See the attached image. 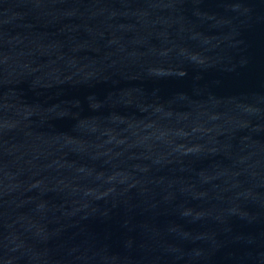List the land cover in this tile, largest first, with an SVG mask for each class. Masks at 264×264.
I'll return each mask as SVG.
<instances>
[{"label":"water","instance_id":"95a60500","mask_svg":"<svg viewBox=\"0 0 264 264\" xmlns=\"http://www.w3.org/2000/svg\"><path fill=\"white\" fill-rule=\"evenodd\" d=\"M0 264H264V0H0Z\"/></svg>","mask_w":264,"mask_h":264}]
</instances>
